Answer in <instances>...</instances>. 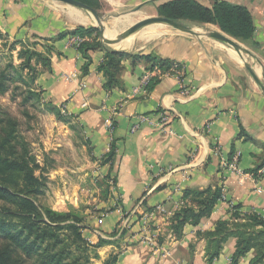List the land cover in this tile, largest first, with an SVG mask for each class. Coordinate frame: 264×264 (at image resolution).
I'll use <instances>...</instances> for the list:
<instances>
[{
	"label": "crops",
	"instance_id": "obj_1",
	"mask_svg": "<svg viewBox=\"0 0 264 264\" xmlns=\"http://www.w3.org/2000/svg\"><path fill=\"white\" fill-rule=\"evenodd\" d=\"M166 1L144 3L158 7ZM198 1L211 7L221 0ZM223 1L251 11L255 31L245 43L251 54H245L264 81V0ZM88 14L51 0H0V35L13 42L35 40L37 50L50 58L51 70L39 65L35 84L45 102L80 123L91 152L86 168L97 166L92 175L111 185L105 197L101 189L86 188L96 201L85 210L84 236L93 244L109 241L98 253L103 260L119 253L117 264H206L209 240L198 231H213L218 221L231 216L234 205L242 213L264 217V167L255 173L264 163V92L230 46L175 32L135 53L180 62L182 77L165 74L150 92L136 93L150 72L148 63L127 59L120 75L124 87L109 91L108 79L98 70L104 50H90L84 73L87 59L71 36L58 40L79 25L91 26ZM47 45L53 47L50 54ZM66 144L74 147L72 139ZM236 159L237 170L225 167ZM209 187L221 188L223 199L211 216L198 226L187 224L177 238L169 228L174 212L185 204L186 191ZM64 204L81 206L80 198ZM64 204L60 210L68 211ZM145 214H150L152 228L145 227ZM124 228L130 234L119 251L117 237L111 235ZM236 244L231 238L213 264H232ZM254 257L251 251L238 264H250Z\"/></svg>",
	"mask_w": 264,
	"mask_h": 264
},
{
	"label": "trees",
	"instance_id": "obj_2",
	"mask_svg": "<svg viewBox=\"0 0 264 264\" xmlns=\"http://www.w3.org/2000/svg\"><path fill=\"white\" fill-rule=\"evenodd\" d=\"M78 1L97 10V0ZM157 9L160 15L177 21L216 25L243 43L249 42L255 31L251 11L228 1H216L208 7L198 0H169L159 4ZM100 34L97 27L79 25L61 33L58 40L67 36L84 39L78 49L87 59L83 67L84 73H87L91 63L90 50H104L99 42ZM25 43L16 41L11 47L15 50L17 45H22L23 49L18 54L22 63L16 66L10 62L0 69L2 94L7 93L8 82L13 81L12 71L30 72L35 83L39 65L51 70V60L37 50L38 43L35 42L34 47L29 46L28 49ZM52 48L47 45L46 52L50 54ZM104 52L105 57L98 70L108 79L105 88L109 91L124 87L120 75L123 62L127 59L133 62L145 60L148 70L157 72L151 77L147 87L149 92L165 74L183 70L180 62L154 54L141 55L109 48ZM53 110L60 115L59 109ZM113 153L114 146L109 158ZM263 167L264 163L256 168L255 173ZM37 169L36 158L29 142L20 133L17 119L0 107V264H93V259L100 258L98 249L109 241L100 239L97 244L91 243L84 236L85 217L76 209L56 211L42 204L39 196L43 194L44 178L36 175ZM223 195L219 187L186 191L185 204L174 212L169 229L177 238L181 237L187 224L198 226L203 218L211 216ZM240 209V205L232 206L231 216L218 221L213 231H198L199 236L209 240L206 264H213L231 238L237 240L232 264H238L251 251L255 252V257L250 264H264V217L257 213H242ZM127 234L128 230L124 228L115 230L111 236L123 239ZM158 240L162 243L164 238L159 237ZM118 260L119 253H111L104 264H117Z\"/></svg>",
	"mask_w": 264,
	"mask_h": 264
},
{
	"label": "rangeland",
	"instance_id": "obj_3",
	"mask_svg": "<svg viewBox=\"0 0 264 264\" xmlns=\"http://www.w3.org/2000/svg\"><path fill=\"white\" fill-rule=\"evenodd\" d=\"M144 1L146 0H97L96 6L106 27L113 20L127 15L142 14L146 15V17L160 15L156 8V3L147 5L148 3H144ZM156 1L159 2V0ZM88 15L92 18V24L87 27H96V19L93 15ZM181 22L199 28L198 30L201 32L206 31V29L220 30L218 26L212 24L199 25L190 21ZM160 25L165 32L149 41L138 42L130 52L135 53L145 45L159 40L168 33H184L167 24ZM127 28L119 29L118 35L122 34ZM107 38L114 39L116 37L111 38L107 35ZM237 41L244 48H247L245 43L240 40ZM26 42V49L29 46L34 47L35 40H27ZM99 42L104 50L108 49L107 45L102 41L101 34L99 35ZM13 43V41L0 35V69L6 67L10 62L16 66L22 63L23 60L19 59L18 54L23 47L19 44L15 50H12ZM39 48L37 46V49ZM231 49L236 52L234 48L231 47ZM244 57L248 59L246 54H244ZM244 69L246 68L244 67ZM11 74L13 81L8 82L9 89L7 93H0V107L2 111L17 119L20 133L29 142L32 154L36 158L38 165L36 175L44 178L43 194L39 196L41 203L56 211H61V205L64 204V200L70 202L75 198H80L81 206L79 208H75L70 204L66 206L64 204L63 206L69 208V210L76 209L78 213L85 217L86 208L92 210L94 204L92 201H96L91 191L90 193L86 192V188L101 189L102 196L105 197L106 195L109 196L111 185L104 178L98 179L97 176L92 175L91 170L94 169L95 173L97 166L86 168V160L91 152L89 142L80 123L74 121L65 110L44 101L41 91L33 83V76L30 72L12 71ZM54 108L60 110V115H57L53 110ZM57 126L64 127L65 130L61 132L54 130V127ZM71 139L74 142L72 149H70L69 144H66ZM57 143H62V147L58 148ZM86 170L90 171L88 176H86ZM91 177L94 178V181H92ZM151 226L150 221L145 224L147 228ZM127 230L129 235L130 229L127 228ZM117 239H115L116 245L119 246V251H121V241L123 239ZM107 258L103 260L100 255V258L93 259V264H104Z\"/></svg>",
	"mask_w": 264,
	"mask_h": 264
},
{
	"label": "water",
	"instance_id": "obj_4",
	"mask_svg": "<svg viewBox=\"0 0 264 264\" xmlns=\"http://www.w3.org/2000/svg\"><path fill=\"white\" fill-rule=\"evenodd\" d=\"M51 1L62 2V3L68 4V5L77 7L79 9H82V10L88 12L89 14L93 15L97 21L96 27L100 30L102 41L105 44L118 43V42L126 39L128 36H130L134 32H136V31L140 30L141 28H144L148 25H151V24H167L176 30H179L181 32H184L186 34H189V35H192L195 37H207V38L217 40V41L235 49L237 54L243 60L244 66L247 69V71L250 73V75L252 76L254 81L259 85V87L264 92V81L257 74L254 67L244 57L245 53L250 55L251 54L250 51L247 50L246 48H244L235 38H233L232 36L223 32L222 30L206 29V31L201 33L199 31H196L195 27L189 26V25H187L181 21H177V20L171 19L169 17L159 15V16H151V17H148L146 19L140 20L137 23L128 27L122 34L118 35L116 38L110 39V38L105 37V35H104V32H105L104 22L101 18V15L99 14V12L96 9H94L93 7L83 3L81 1H78V0H51ZM113 51H119V50H113Z\"/></svg>",
	"mask_w": 264,
	"mask_h": 264
},
{
	"label": "bare ground",
	"instance_id": "obj_5",
	"mask_svg": "<svg viewBox=\"0 0 264 264\" xmlns=\"http://www.w3.org/2000/svg\"><path fill=\"white\" fill-rule=\"evenodd\" d=\"M149 17V16H147ZM146 15L142 14H135V15H127L123 18H118L116 20H113L109 25L105 27L104 35L105 37L110 36L117 37L118 36V30L124 29L127 27H130L131 25L137 23L140 20L146 19ZM199 28H195L196 31ZM164 30H162V26L160 24H151L144 28H141L140 30L134 32L131 34L132 36H128L126 39L114 43V44H106L107 47L111 50H119V51H132L136 44L140 41H149L150 39L161 35ZM201 32V31H199ZM202 33V32H201ZM241 62L243 63V60L241 59Z\"/></svg>",
	"mask_w": 264,
	"mask_h": 264
},
{
	"label": "built area",
	"instance_id": "obj_6",
	"mask_svg": "<svg viewBox=\"0 0 264 264\" xmlns=\"http://www.w3.org/2000/svg\"><path fill=\"white\" fill-rule=\"evenodd\" d=\"M84 41L83 38L79 37V36H73L71 37V43L73 45H75L76 47H79V45ZM157 72H154L153 74L151 72H148L147 74H145L143 76V78L141 79V87L139 89H136V93H139V92H143L144 94H146L148 91L147 87L150 83V80H151V77L153 75H155ZM174 74H176L177 76L179 77H182V74H183V71L182 70H177L174 72ZM165 119V118H164ZM135 129V128H134ZM133 129V130H134ZM225 167L231 169V170H237V159L232 161V162H228L226 161L224 163ZM224 196V195H223ZM149 218H150V214H145L143 216V223L144 225L149 221Z\"/></svg>",
	"mask_w": 264,
	"mask_h": 264
}]
</instances>
